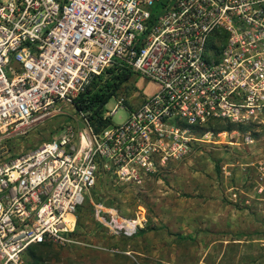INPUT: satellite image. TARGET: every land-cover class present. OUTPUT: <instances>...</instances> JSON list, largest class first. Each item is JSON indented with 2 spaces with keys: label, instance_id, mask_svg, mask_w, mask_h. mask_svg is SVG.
Returning a JSON list of instances; mask_svg holds the SVG:
<instances>
[{
  "label": "built area",
  "instance_id": "built-area-1",
  "mask_svg": "<svg viewBox=\"0 0 264 264\" xmlns=\"http://www.w3.org/2000/svg\"><path fill=\"white\" fill-rule=\"evenodd\" d=\"M107 70L138 75L154 92L135 108L124 97L105 106L110 125L99 132L76 112L35 149L0 159V264H24L32 246L79 244L85 196L99 222L134 236L142 224L116 222L96 199L100 170L140 184L194 145L239 132L216 133V123L261 122L264 0H0V149L65 115L62 104ZM120 107L129 116L114 126Z\"/></svg>",
  "mask_w": 264,
  "mask_h": 264
},
{
  "label": "rangeland",
  "instance_id": "rangeland-1",
  "mask_svg": "<svg viewBox=\"0 0 264 264\" xmlns=\"http://www.w3.org/2000/svg\"><path fill=\"white\" fill-rule=\"evenodd\" d=\"M154 89L133 75L106 109L120 97L135 108ZM61 111L65 115L6 139L0 159L17 158L54 137L60 127L73 125V105L62 104ZM128 116L120 107L111 123L121 125ZM235 129L239 132L216 138L220 143L194 145L186 157L160 167L140 184L98 172L99 194L91 197L112 209L116 222L139 221L143 234H114L98 221L85 196L74 236L79 244L31 247L24 264H264V192H259L264 189V119ZM246 136L252 143H246Z\"/></svg>",
  "mask_w": 264,
  "mask_h": 264
},
{
  "label": "trees",
  "instance_id": "trees-1",
  "mask_svg": "<svg viewBox=\"0 0 264 264\" xmlns=\"http://www.w3.org/2000/svg\"><path fill=\"white\" fill-rule=\"evenodd\" d=\"M131 77L132 74L130 73L113 75L111 71L107 70L105 75L94 80L93 83L85 90V92L80 94L74 100L73 107L75 111L84 112L96 132L106 128L108 125H110V121L102 119L105 106L113 96H116L120 86L126 83ZM125 104L127 107L132 108L127 101ZM215 127L216 128L213 130L216 133L222 130L231 131L236 128L233 125H221L219 123H216ZM243 128L240 127L239 129ZM140 231H143V229L139 230L138 232ZM44 246L45 245H38L36 247ZM32 257L34 259V256Z\"/></svg>",
  "mask_w": 264,
  "mask_h": 264
},
{
  "label": "crops",
  "instance_id": "crops-1",
  "mask_svg": "<svg viewBox=\"0 0 264 264\" xmlns=\"http://www.w3.org/2000/svg\"><path fill=\"white\" fill-rule=\"evenodd\" d=\"M144 233V231H140V232H138V234H143Z\"/></svg>",
  "mask_w": 264,
  "mask_h": 264
},
{
  "label": "bare ground",
  "instance_id": "bare-ground-1",
  "mask_svg": "<svg viewBox=\"0 0 264 264\" xmlns=\"http://www.w3.org/2000/svg\"><path fill=\"white\" fill-rule=\"evenodd\" d=\"M135 224H141L139 221L135 222Z\"/></svg>",
  "mask_w": 264,
  "mask_h": 264
}]
</instances>
